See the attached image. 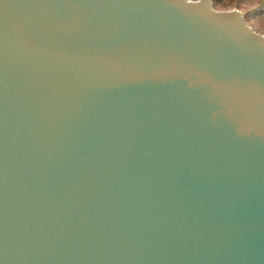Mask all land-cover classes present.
<instances>
[{"label":"water","instance_id":"water-1","mask_svg":"<svg viewBox=\"0 0 264 264\" xmlns=\"http://www.w3.org/2000/svg\"><path fill=\"white\" fill-rule=\"evenodd\" d=\"M0 264H264V35L212 0H0Z\"/></svg>","mask_w":264,"mask_h":264},{"label":"rangeland","instance_id":"rangeland-1","mask_svg":"<svg viewBox=\"0 0 264 264\" xmlns=\"http://www.w3.org/2000/svg\"><path fill=\"white\" fill-rule=\"evenodd\" d=\"M216 10L236 9L243 13L245 22L264 35V0H212Z\"/></svg>","mask_w":264,"mask_h":264}]
</instances>
